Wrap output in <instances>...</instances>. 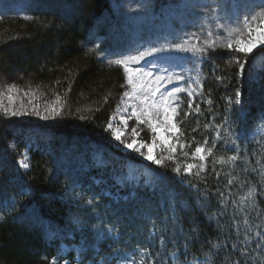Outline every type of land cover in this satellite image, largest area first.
<instances>
[{"label":"trees","instance_id":"1","mask_svg":"<svg viewBox=\"0 0 264 264\" xmlns=\"http://www.w3.org/2000/svg\"><path fill=\"white\" fill-rule=\"evenodd\" d=\"M25 1L26 16H0V91L14 86L34 93L41 107L56 101L59 108L36 122L0 113V264H73L75 247L80 264L115 253L136 263L233 264L239 252L232 245L239 248L245 235L252 237L243 245L251 254L248 264H260L255 243L256 233L264 231V129L258 133L264 124V47L245 57L229 54L218 39L209 40L215 49L203 44L206 55L198 61L203 92L194 102L201 112L185 118L192 111L189 97H179L180 139L187 153L197 145L212 153H206L199 176V169L179 176L172 162L143 163L118 150L105 131L127 85L123 68L102 54L125 49L130 38L111 0ZM145 1L155 19L170 5ZM257 5L264 13V0ZM236 59L247 61L243 76L236 75ZM30 105L21 102L23 109ZM34 134L36 145L27 148ZM26 150L24 170L18 162ZM93 150H101L105 167L95 165ZM232 155L238 159L219 163ZM127 161L140 162L158 182L152 190L125 184L114 200L95 179L112 184V171ZM62 245L70 252L60 259Z\"/></svg>","mask_w":264,"mask_h":264},{"label":"rangeland","instance_id":"2","mask_svg":"<svg viewBox=\"0 0 264 264\" xmlns=\"http://www.w3.org/2000/svg\"><path fill=\"white\" fill-rule=\"evenodd\" d=\"M170 1V2H169ZM169 7L163 11L160 18L155 19L150 13L149 5L145 0H111L112 10L119 14L122 24L126 27L127 32L130 33V38L127 40L125 49H119L115 51H107L103 53L104 60L112 63L117 59H121L128 55L138 54L140 51L150 50L155 47L157 49H164L154 55L147 56L139 64L134 65L145 71H150L154 76L165 77V80L161 81L160 93L166 94L167 91H171L175 87L186 89L184 92L178 93V97L181 95H187L188 90L195 91L198 85L195 83L197 79L200 80L198 72V61L200 56H194L191 52L181 51L176 49V45H181L184 48H188L195 44L196 47L205 46L209 40H220L227 44V40L230 38L235 39L237 36H242L243 39H249L247 30L244 27V22L252 21L253 17L259 19L260 11L257 8L258 0H169ZM27 4L25 0H0V16L2 14L12 15H27ZM219 25V27H218ZM209 33H212L209 36ZM195 34L198 39H189ZM187 41V43H185ZM264 47L259 45L255 48L258 49ZM254 49V50H255ZM115 64V63H112ZM120 66V65H119ZM123 68V66H120ZM124 70V68H123ZM171 77V82H168V78ZM176 77H181L177 80ZM155 87V85H153ZM147 88V84H145ZM127 91L131 93V86L127 85ZM18 92L16 89L5 88L0 91V113L6 117L18 121H27L24 119L36 122L38 120H44L50 116V109L54 106L59 108V102L53 101L51 104H43L40 106V99L34 97V93ZM12 97L10 100L9 97ZM188 96V95H187ZM151 97L148 103H151ZM157 102H160L161 96L156 98ZM173 100H176L174 97ZM143 101V93L139 94V98L130 96L122 99L119 108L114 112L110 118H112V129L109 130L112 136L115 147L123 153L130 154L136 160H140L143 163H151L143 158V155L134 151L127 150L122 143H118L113 138V133L119 131L123 136V143L137 142V145L145 144L151 145L153 142V133L151 132L147 124L139 125L136 122V118L128 120L127 126L120 123L121 115L128 116L131 114L133 108L140 111L146 105ZM21 102L31 104L29 108L23 109ZM177 103L179 102L176 101ZM3 109L8 110V114H5ZM49 110V111H48ZM17 112V115H11V112ZM162 111V109H161ZM27 113H34L32 117H26ZM39 113V114H37ZM48 120V118H47ZM30 122V121H29ZM133 128L137 129V133L133 132ZM264 129V124L260 125L258 133H261ZM37 134L32 135L27 140V148L32 145H36ZM44 140V139H43ZM179 141L181 139L179 137ZM158 147L155 149L154 154L158 159L164 162H172L174 168H179L180 173L176 175L185 176L184 168L187 164L199 165L201 161L198 158H193L191 153H187L184 148L181 150L177 148L175 154L168 149H162L159 146V141L156 142ZM144 154H147V147L143 149ZM27 150L23 154L18 164L23 167L22 164H28ZM169 157H172L169 159ZM92 160L97 167H105L107 161L103 156L101 150L92 151ZM165 165V164H164ZM197 168L192 170V174ZM191 174V175H192ZM112 184L108 185L103 178L95 179L96 183L101 184V190L105 194L109 195L114 200L117 197H121L119 189H122L126 184L128 187H136L142 185L152 190L157 185V177L140 162L127 161L123 167L113 170L111 173ZM101 182V183H100ZM113 188V190H112ZM125 198V196H122ZM116 239V238H113ZM70 252V248L62 245L58 254L60 259L65 258ZM79 247H75V259L73 264H80L81 257L78 255ZM95 258V257H94ZM62 264H70L68 260H62ZM91 264H137L134 262L128 254L115 253L106 256L105 259H100L92 262ZM190 264V263H187Z\"/></svg>","mask_w":264,"mask_h":264},{"label":"snow or ice","instance_id":"3","mask_svg":"<svg viewBox=\"0 0 264 264\" xmlns=\"http://www.w3.org/2000/svg\"><path fill=\"white\" fill-rule=\"evenodd\" d=\"M219 27V25H218ZM244 27L247 30V35L249 39L245 40L242 38V36H237L235 39L231 38V33H229V39L227 40L226 49L229 54H231L233 51L236 53H242L245 57L249 56L253 50L259 45H264V13L259 14V19L256 17H253L252 21H245ZM212 33H209V36H211ZM191 39H198V37L193 34L190 38ZM187 43V41H185ZM177 50L191 52L194 56H205L206 55V49L204 47H196L195 44L191 45L188 48H184L181 45L175 46ZM207 47L215 49V41H209L207 42ZM164 49H157L155 47L151 48L150 50H144L138 52V54L134 55H128L121 59H117L113 61L112 63H115L116 65L123 66L124 72H125V80L126 85L131 86V93L129 91H125L123 93L122 99L130 96H135L136 98H139V94L143 93V103L146 105L143 109L140 111H137L135 108H133L130 115L125 116L121 115L120 117V123L127 126L128 120L132 119L133 117L136 118V122L139 125L147 124L153 133V142L151 145H145L140 144L137 145L136 141H133L132 143H123V136L122 133L119 131H116L113 133V138L118 142L122 143L123 146L129 150L134 151L138 154L143 155V158L147 161H150L158 166H163V162L161 159H158L156 155L154 154L155 149L158 147L157 141H159V146L162 149H168L173 154L176 153L177 148H180L181 150L186 147L185 144H181L179 141V137L182 135V129L179 126V117H180V107L181 105L177 103L176 101L179 100L178 93L186 91V89H182L179 87L173 88L171 91H167L166 94L160 93V83L161 81L165 80V77L162 76H154V74L150 71H145L143 69H140L138 67H135L134 65H137L140 63V61L144 60L147 56L154 55L158 52L163 51ZM238 64V69L236 72L237 76H243L246 70V64L247 61H240L239 59H236L235 61ZM171 77L168 78V82H171ZM177 80L181 79V77H176ZM220 77H217V80H220ZM195 83L199 86L200 91L197 92L195 89L188 90L187 95L189 97L188 100V109L192 110L191 112L185 111L183 113V116L187 118L188 116L195 114L199 115L201 112V106L198 103L195 102V98L202 94L203 92V84L200 82L199 79L195 81ZM145 84H147V88H145ZM155 85V87H153ZM11 87L14 86H10ZM160 95L161 100L160 102L156 101V97ZM151 99V103L149 104V98ZM176 98V100H173V98ZM9 99L11 100L12 97L10 96ZM229 99V104L231 105L232 101L231 98ZM208 103H211V100L207 101ZM235 103L240 104L241 103V93L239 90L235 93ZM162 109V111H161ZM5 114H8L7 109H3ZM50 111L52 112H58V109L55 107L51 108ZM18 113L13 111L11 112V115H17ZM39 114V113H37ZM42 118H47L42 117ZM208 125H205L207 127ZM217 128H219V125H217ZM112 129V118H109V122L105 127V131H109ZM134 133H137V129H132ZM193 131H196V129H193ZM208 143L207 140L204 141V144L206 145ZM147 147V154L145 155L143 152L144 147ZM210 155L212 153V148H206L203 145H197L192 152V157L198 158L201 163L197 166L195 164H187L184 168V173L186 175H191L192 170L194 168L198 167V171L196 172V175L199 176L200 171H204L206 165L203 163L207 159V155ZM172 157H169L171 159ZM238 159L237 155H232L227 158V160H221L219 163H232ZM23 167L27 168L29 165L27 163L22 164ZM174 172L177 174L180 173L179 168H174ZM217 177L219 176V173H216ZM233 183L232 179L228 180V184L231 185ZM252 197V191L249 192V198ZM245 203L244 199H241L239 201L240 205H243ZM248 207H254V202H250L248 204ZM238 211L244 212V207H239ZM264 219V216L261 217ZM249 223L248 218H245L243 220V224L247 226ZM111 231V229H109ZM238 231V229H237ZM247 231V228H246ZM256 236L259 237V241L255 243V248L257 250H260V256L261 261L260 264H264V231H260L256 233ZM252 239V237L245 235L243 241H241V246L238 248L236 244L232 245V250L234 252H239V259L233 262V264H241V260L243 261V264H248V259L250 257V253L248 250V247H244L243 245L247 244V242ZM161 242H163V237H161ZM213 248L217 247V245L213 244ZM178 258V257H177ZM137 264H151V261H144L141 259V261L137 262Z\"/></svg>","mask_w":264,"mask_h":264}]
</instances>
